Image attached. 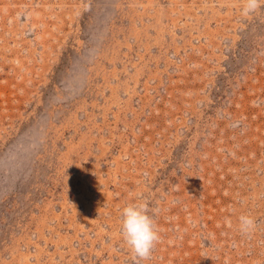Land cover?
Returning <instances> with one entry per match:
<instances>
[{"label": "rangeland", "instance_id": "obj_1", "mask_svg": "<svg viewBox=\"0 0 264 264\" xmlns=\"http://www.w3.org/2000/svg\"><path fill=\"white\" fill-rule=\"evenodd\" d=\"M244 5L0 0V264H264V6ZM130 203L160 236L145 260Z\"/></svg>", "mask_w": 264, "mask_h": 264}, {"label": "clouds", "instance_id": "obj_2", "mask_svg": "<svg viewBox=\"0 0 264 264\" xmlns=\"http://www.w3.org/2000/svg\"><path fill=\"white\" fill-rule=\"evenodd\" d=\"M264 6V0H245L243 11L248 14ZM239 231L250 235L256 228V221L248 216L239 218ZM231 226V221H227ZM121 234L130 250L139 260L148 259L160 236L153 218L148 214L146 203H130L121 210Z\"/></svg>", "mask_w": 264, "mask_h": 264}]
</instances>
